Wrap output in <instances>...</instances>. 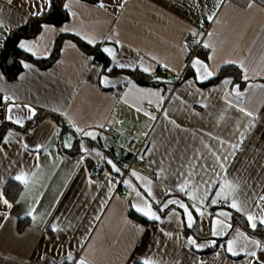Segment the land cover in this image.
Returning <instances> with one entry per match:
<instances>
[{"label": "crops", "instance_id": "0c3cea01", "mask_svg": "<svg viewBox=\"0 0 264 264\" xmlns=\"http://www.w3.org/2000/svg\"><path fill=\"white\" fill-rule=\"evenodd\" d=\"M48 6L45 0H0V50L13 29ZM64 9V21L42 24L17 47L46 58L58 35L69 34L93 40L108 64L64 37L47 68L22 60L12 80L0 69V125L9 124L0 140V193L12 205L0 202V264H143L145 258L155 264H256L251 251L264 261V240L233 218L243 217L253 229L246 214L264 215V0H65ZM204 29L191 53L183 37ZM194 58L214 75L224 65L237 66L242 83L230 76L214 83H207L214 75L197 79ZM134 69L151 83L121 72ZM129 140L144 142L146 163L125 171ZM21 174L26 184L15 179ZM225 180L235 190L217 197ZM7 181L19 188L13 200L3 190ZM233 199L243 212L230 207ZM169 200L187 207L191 226L180 203ZM149 205L159 220L136 210ZM222 211L229 216L218 215ZM214 220L230 227L213 236ZM229 240L237 255L227 250Z\"/></svg>", "mask_w": 264, "mask_h": 264}, {"label": "trees", "instance_id": "16d2710c", "mask_svg": "<svg viewBox=\"0 0 264 264\" xmlns=\"http://www.w3.org/2000/svg\"><path fill=\"white\" fill-rule=\"evenodd\" d=\"M84 1L94 3L97 0ZM64 2L65 0H49V6L46 10L42 11L39 15L32 16L26 24L13 29L7 36L0 50V69L2 70L4 76L7 79L12 80L16 78L22 68V60L33 62L41 68H47L48 66H50L51 63L54 62L55 59L58 57L60 44L64 37L71 38L77 44L78 47H80L87 54L91 55L94 60L100 62L103 66H106L108 64V59L100 51H98L96 46L88 44L80 38L69 34L58 35V37L54 41L51 53L46 58H34L30 54L23 52L17 47V42L20 38L35 36L39 32L42 24H59L64 21L67 18V12L64 9ZM114 72L118 71L115 70ZM121 72L128 74L139 84L145 85L151 83L150 76L137 69L123 70ZM226 76H230L233 78L234 81L242 83V81L240 80V70L237 66L234 65L222 66L218 70V72L207 81V83H214ZM51 117L56 119L61 131H64L66 129V126L60 116L54 114L51 115ZM38 119L39 117L37 116L36 118H33L32 120L28 121L26 123V127L33 125ZM7 127H9V124L7 123L0 125V140L2 139ZM3 190L5 192V195L10 198V200H13L18 194L19 188L15 184H11L9 181H7L4 184ZM233 218L234 221L237 222L240 226H242L245 230L249 231L251 234L258 237L262 241L264 240V227L258 226L256 227V229H249L246 220L243 217L233 214Z\"/></svg>", "mask_w": 264, "mask_h": 264}, {"label": "snow or ice", "instance_id": "6c2138e0", "mask_svg": "<svg viewBox=\"0 0 264 264\" xmlns=\"http://www.w3.org/2000/svg\"><path fill=\"white\" fill-rule=\"evenodd\" d=\"M11 2H12V0H8V3L9 4H11ZM45 2L47 3V2H49V0H45ZM217 6H219V5H217ZM65 7H67V5H65ZM100 7H104V4L101 3L100 4ZM248 7L249 8L253 7V4L250 2L248 4ZM34 14L39 15L40 13L37 12V13H34ZM208 18L209 19H212L211 16L208 17ZM45 28L47 30V26H45ZM68 30L69 29H67V28L60 29V31H62V32H66ZM88 43L91 44V43H94V41L91 40V39H89L88 40ZM117 43H119V41H117ZM19 46L21 48H26L28 51H31V48L26 43H24V42H21ZM204 47L207 48V47H209V45L207 43H205L204 44ZM104 52L108 53L109 55H113V50L111 48H105L104 49ZM209 59H212V57H209ZM225 63H235V61H225ZM28 66L29 65H25V67H28ZM120 67H125V65H120ZM192 67L197 70V79L207 80V79H209L210 77H212L214 75V73L208 69V66L206 64H204L199 58H194L192 60ZM143 71L147 72V71H149V69L148 68H144ZM106 79L107 78L105 77V80ZM244 79L246 80L247 79V76H245ZM223 82L225 84H229V83H231V80L225 79ZM233 91L236 92L237 95H240L241 94L238 91H236V89H233ZM239 110L241 112H244L245 115H247L249 117L253 116V113L247 112L244 108H240ZM9 111H11V108H9ZM7 119L8 120H12V117L11 116H8ZM14 122L15 123H20L19 120L14 121ZM77 131H79V129H77ZM84 135H86V136H93V133H84ZM4 139L7 141L8 138L5 137ZM65 146L66 147H70L71 146L70 142L68 144H66ZM233 147L234 148H238L239 145L238 144L237 145H233ZM82 150L83 151H87V149H83V146H82ZM217 159L219 160L220 158L218 157ZM108 163L109 164H112V168H113L114 171H116V172H119L120 171V169L117 168L116 165L113 164L111 160H109ZM221 167L223 168V164H221ZM133 175H136V173H133ZM15 179L17 181L21 182V183H24V184L27 183V180H26L24 174L17 175L15 177ZM124 183L127 184V183H129V181H124ZM226 190H228L229 192L235 190V188L232 185V183L229 182V181H227V180H225L224 183L221 185V190L218 191L217 194H216L217 197H224L225 194H226ZM137 195L139 196L140 193H137ZM149 195H151V191L150 190H149ZM259 200L260 201H264V196L259 197ZM0 202H2L8 208H11L12 207V205L9 203V201L6 198H4L3 193H0ZM212 202H213V204L217 203V201L215 199ZM176 203H180V202L179 201H176V200H169L168 201V204H176ZM165 207H167V204L165 205ZM180 207L181 208H184L185 213H187L189 226H191V223H192V215H191V213L188 212L187 207L183 203H180ZM230 207L233 208V209H236V211H238V212H243L244 211V207L240 203H238L236 199H233ZM136 210L139 211V212H142L144 215L148 216L150 219H153V220H159L160 219V217L157 216L155 212L151 211V206L150 205L147 206V210H145L144 208H137ZM197 211H199V210L197 209ZM262 212H264V209H262ZM28 215L31 216L32 213L29 212ZM218 215H220V216H229V213L222 211V212L218 213ZM246 215H247L248 223H249V225H250L251 228L256 229L257 223L264 224V215H261L259 217H254L251 214H246ZM5 218H6V216H5ZM33 219H35V217H33ZM217 225H221V227H220L219 230L217 229ZM225 227H230V225H223V222L222 221L214 220L213 221V232H212L213 236L222 234V232H223V230H224ZM240 235H243V234L240 233ZM250 242L252 244L256 245L257 247H260V242L259 241L252 240ZM188 243L189 244H192V245H196V241L193 240L191 237H189ZM213 243H215V242L213 241ZM234 244H235V241L229 240L228 241L227 250L229 252H231L233 255H237V253L234 251ZM197 247H202V246L197 245ZM261 250L264 251V248H262ZM247 255L250 256V257H254L256 259V264H264V261H261L260 260V258L257 256V253L255 251L248 252ZM69 259H71V256H69ZM78 264H87V262L84 259H81L78 262ZM143 264H155V262L152 261L149 258H145L143 260Z\"/></svg>", "mask_w": 264, "mask_h": 264}, {"label": "built area", "instance_id": "2783aa9c", "mask_svg": "<svg viewBox=\"0 0 264 264\" xmlns=\"http://www.w3.org/2000/svg\"><path fill=\"white\" fill-rule=\"evenodd\" d=\"M204 32H205V29L203 30L201 35H186L183 37V44L185 46H188L191 48V50H192L191 53H195L198 50V48L200 47ZM185 68H186V66L184 67V70L182 72L185 71ZM147 108L153 110V106L150 104H147ZM158 113H160V110H158ZM143 148H144V142L143 141L139 142L136 140H129L127 142L126 149L130 152L131 157L129 159V162L127 163V168L125 171H127L129 169H133L136 166H143L146 163V158L142 153ZM96 159L103 166V162H102L100 156L96 155ZM96 177H97V172L93 171L91 178L95 179ZM117 179H118V181H121L123 179V176L118 177ZM217 204L218 205H227L228 203L225 200L218 199ZM204 259H205V256L200 257V260H204ZM61 264H73V262H71V263L62 262Z\"/></svg>", "mask_w": 264, "mask_h": 264}, {"label": "water", "instance_id": "95a60500", "mask_svg": "<svg viewBox=\"0 0 264 264\" xmlns=\"http://www.w3.org/2000/svg\"><path fill=\"white\" fill-rule=\"evenodd\" d=\"M110 123H111V122H110V121H108V122H107V125H109Z\"/></svg>", "mask_w": 264, "mask_h": 264}, {"label": "rangeland", "instance_id": "374dc122", "mask_svg": "<svg viewBox=\"0 0 264 264\" xmlns=\"http://www.w3.org/2000/svg\"><path fill=\"white\" fill-rule=\"evenodd\" d=\"M107 125V124H106Z\"/></svg>", "mask_w": 264, "mask_h": 264}]
</instances>
